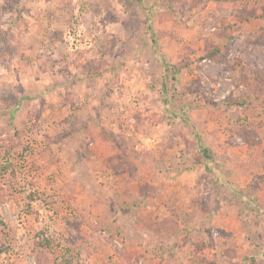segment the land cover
<instances>
[{
  "label": "rangeland",
  "instance_id": "1",
  "mask_svg": "<svg viewBox=\"0 0 264 264\" xmlns=\"http://www.w3.org/2000/svg\"><path fill=\"white\" fill-rule=\"evenodd\" d=\"M202 1L0 0V264L166 259L135 225L187 209L195 190L176 184L207 138V167L228 168L255 132L252 87L233 92L232 73L264 67V45L207 57L227 20Z\"/></svg>",
  "mask_w": 264,
  "mask_h": 264
},
{
  "label": "crops",
  "instance_id": "2",
  "mask_svg": "<svg viewBox=\"0 0 264 264\" xmlns=\"http://www.w3.org/2000/svg\"><path fill=\"white\" fill-rule=\"evenodd\" d=\"M245 1L230 0L223 4H217L212 0L207 1L206 7H210L207 10L208 13L219 15L227 20L219 28L221 31L218 34L219 38L214 42V45H218L220 48L219 55H223L232 45L242 39L247 49L251 40H257L260 30L264 26V16L262 15L264 0H256V4L248 3V6ZM230 6H234V8L228 10ZM244 10L252 11L256 16L241 18L240 12ZM261 44L264 45V43ZM233 68V87L235 89L233 92L236 93L240 90L238 88H240L241 82H244L242 84L246 88L252 87L248 95H250L249 99L254 98L253 104H256L253 109L254 116L251 118L254 135H251L249 142L243 140L242 143L245 146L238 147L241 150L232 154L234 155L232 161L235 162L231 163L230 167L208 168L209 158H207L203 167H196L190 172L188 181L182 187L176 184L175 190L182 188L184 191L193 190L194 192L195 190V192L191 193L193 195L189 198V205L185 207L187 208L186 212L181 208L177 210V207L171 209L175 217L171 213L169 217H174L175 221L171 222V218L165 215H158L153 216L152 220H144L142 223H148V226L152 227V231L140 228V221H138L140 227L135 225L137 232L142 231L145 235L150 233L154 235L156 240L154 250H163L165 252L163 255H166L162 264H207V262L211 264L213 260L218 264H264V93L259 88V84L264 82V67L259 68L251 65L246 70L247 72H242L239 67L236 72V67ZM254 70L260 73L257 75ZM241 79L244 80L241 81ZM261 95L263 98H260ZM113 143H115L114 140ZM210 144L212 141L207 138V143L203 147L207 148L208 153L212 151V154L219 155L218 150H215L214 146L212 147ZM225 150L224 154L227 158V154H231L228 148ZM177 181L178 179L175 180L176 183ZM159 185L161 186V183ZM167 185L170 186V184ZM173 187L171 184L170 188ZM169 190L171 191V189ZM211 190L213 194L209 200L201 204L198 199L206 200L205 196ZM245 193L249 195L246 196ZM243 200L247 201L244 203L245 206L248 207L251 204L253 207L244 213L241 209ZM205 206L208 208L205 209L207 212L204 211ZM200 209L205 214L198 215L195 220L191 219V211L198 212ZM169 223L172 225L168 226ZM194 240L204 243L201 247L196 248ZM204 250H206L205 254L202 253Z\"/></svg>",
  "mask_w": 264,
  "mask_h": 264
},
{
  "label": "trees",
  "instance_id": "3",
  "mask_svg": "<svg viewBox=\"0 0 264 264\" xmlns=\"http://www.w3.org/2000/svg\"><path fill=\"white\" fill-rule=\"evenodd\" d=\"M207 1L208 0H203L202 2H203V5H206L207 4ZM212 1H214L215 3H217V4H223L224 2H228V1H230V0H212ZM254 15V12H252V11H250V12H248L247 10H244V11H242V12H240V17L241 18H244V17H250V16H253ZM262 15L264 16V7H263V13H262ZM254 16H256V15H254ZM257 40L260 42V43H264V26H262V29L260 30V33H259V35L257 36ZM208 44L209 45H207V52H206V56L207 57H209V58H211V59H213V58H215L216 57V55L220 52V48H219V46L218 45H214L213 44V42H212V40H210V39H208ZM257 70V69H256ZM256 70H254V71H256ZM259 70V69H258ZM258 73H260V72H257L256 71V74L258 75ZM228 100H231V95H229V96H227V98H226V100H224V102L226 103V102H228ZM241 103H243V102H241ZM250 105H254V104H252L251 102H250ZM113 139H114V141H115V143L118 145V148H119V150H120V153H121V155L123 154L124 156H127L128 154H129V151H128V149L126 148V146L125 145H123L122 144V140H120V136H119V138L116 136V135H113ZM201 152H202V154L204 155V157L207 159V158H209V153H208V150H207V148H205V147H201ZM5 163V162H4ZM0 168H1V173H0V175L2 174H4L5 175V171H7L6 170V168H5V166L4 165H0ZM7 173V172H6ZM45 244L46 245V247L49 245V241H46L45 243L42 241V242H34V246H37L38 248H39V250H41L44 246H43V244ZM37 248V249H38Z\"/></svg>",
  "mask_w": 264,
  "mask_h": 264
}]
</instances>
